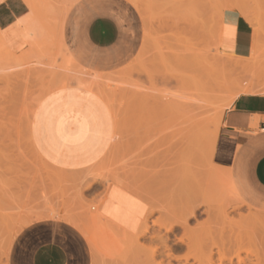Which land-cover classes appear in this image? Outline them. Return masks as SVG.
Returning a JSON list of instances; mask_svg holds the SVG:
<instances>
[{
	"label": "rangeland",
	"instance_id": "rangeland-1",
	"mask_svg": "<svg viewBox=\"0 0 264 264\" xmlns=\"http://www.w3.org/2000/svg\"><path fill=\"white\" fill-rule=\"evenodd\" d=\"M48 1H52L50 4L57 9L54 14L57 18L62 10L60 0ZM134 1L105 2L108 8L120 4V8H116L120 16L125 23L138 25V33L142 37L134 61L126 66L128 59L122 61L120 68L123 69L119 71L104 73L117 68L118 65H115L98 72L70 55L65 26L72 18L77 3L70 8L61 35L56 33L57 22L54 25L55 32L47 51L52 62L50 68H39L35 60L28 58L16 61L10 57L6 61L0 51V63L6 69L4 73L0 72V264H11L12 250L8 258L5 254L9 240L35 223L55 221L76 230L64 220V216L72 217L87 230L91 239L90 248L94 249L93 264L160 263L165 260L167 245L175 248L181 238H189L193 247L185 240L189 246L172 253L176 254L173 259L178 257L177 260L170 259L172 264H184V258L192 256L190 252L194 255V251L201 247L198 246L200 242L213 237H223L228 241L240 239V257L253 260L259 256L260 264H264V213L252 210L246 203L238 205L239 201L234 198L227 181L209 176V171L215 172L213 169L217 166L209 161L208 139L220 128L227 109L223 114L219 110L210 115L206 137L190 159L182 154L183 148L177 146L178 118L184 109L185 99L176 97L187 93L191 82L189 79L194 69L189 62V53L192 51L196 57L207 58L209 62L206 72L211 73V80L207 85L213 90L221 89L216 94L222 98L218 100V106L222 107L229 101L242 82L253 83L256 85L255 93H264V53L259 56L258 64L249 69L241 66L249 61H234L220 53V26L222 20L224 23L230 16H242L253 31L259 29L264 33V0ZM203 24L206 26L197 31L196 26ZM30 51L29 46L26 51L14 56H24ZM118 51L128 50L119 48ZM113 55H116L115 52ZM79 77L89 80L90 85L97 77L100 87L84 86L80 84ZM71 86L87 89L104 101L113 117L115 132L102 161L80 171L54 167L34 149L35 145L43 156L61 166L93 164L102 152L111 128L109 117L96 96L78 97L71 93L70 97L69 93L64 99L52 94ZM168 98H178L171 113L168 112L170 115H166L167 110L164 113L162 110L165 107L160 106ZM40 99H43L40 104L51 101L70 105L79 101L81 105L95 110L102 126L99 147L94 148L91 155L79 156L52 146L53 156L48 157L29 131L31 111ZM155 101L158 102L155 105L157 108L153 105ZM177 106L181 107L179 111ZM65 111L84 117L94 130L93 136L100 133L86 111ZM220 169L218 167L217 172ZM107 185L110 195L115 191L112 187L123 186L143 198L149 206V214L142 227L148 231L140 237L137 247L127 244L130 234L118 231L112 221L102 211L99 212V200ZM130 206L142 213V206L132 203ZM191 208L196 212L193 218L188 215L192 212ZM224 211L228 214L229 225L223 224L221 216ZM52 212L61 213L62 217H49ZM241 217L251 218L243 221ZM186 219L189 229L184 230L182 223ZM171 227L173 231L169 232ZM153 249L159 253L155 259L151 257L152 260H147ZM143 256L145 259H142ZM231 256L236 263L237 258L231 254L228 257ZM191 259L190 263H195ZM204 263L201 261L200 264Z\"/></svg>",
	"mask_w": 264,
	"mask_h": 264
},
{
	"label": "crops",
	"instance_id": "crops-1",
	"mask_svg": "<svg viewBox=\"0 0 264 264\" xmlns=\"http://www.w3.org/2000/svg\"><path fill=\"white\" fill-rule=\"evenodd\" d=\"M107 1L81 0L77 3L72 14V21L71 19L68 20L65 26V36L68 38L69 53L76 61L98 72L110 66L118 65L117 68L104 72L112 73L123 69L120 68L122 61L128 59L125 66L134 61L142 37L138 33L140 30L138 25L132 22L130 24L125 23L122 16H120L116 9L120 8V4L118 6L113 4L108 8L105 5ZM109 1L115 2L117 0ZM87 8H90L91 11H87ZM30 14L31 10L23 0H7L0 4V35L6 47L13 54H21L29 48L28 41L20 33L17 25ZM223 33L222 44L227 54L240 58L251 56L253 29L246 19L242 16L228 17L223 23ZM119 43L122 45L120 46ZM120 47L128 51L124 54V51H118ZM114 52L116 55H113ZM71 93L78 97L88 94L98 97L89 90L78 86L59 89L52 94H55L54 96L57 98L65 99L68 94L71 97ZM99 102L109 117L111 128L104 148L93 164L61 166L43 156L41 151L34 145L36 152L54 167L68 171H80L100 163L110 149L115 132L113 117L108 107L100 98ZM44 103V106L49 110L86 111L87 115L93 118L94 125L100 130V133L93 137L96 142L92 139L86 149H67V152L79 156L91 155L94 148L99 147V141L102 140V126L98 116L95 115V110H90L89 106L81 105L79 101H74L70 105L68 103L52 104L51 101ZM45 134L43 135L40 131L33 134V138H36L35 140L39 142L38 144L44 153L51 157L53 156L51 153L52 147L48 142V136H45ZM217 135L212 156L214 164L230 173L234 189L242 201L253 210L264 213V93L239 96L225 111ZM107 187L108 185L105 186L103 195L99 200V212L102 211L103 215L112 221L121 233L130 235L138 233L149 214L147 202L123 186L112 187L117 192L116 195L115 191L111 195L109 192L107 193ZM130 203L142 206V213L139 214L136 209L130 206ZM102 218L105 220L103 216ZM63 226L65 225L60 222L45 221L35 223L22 231L14 243L11 264H17V262L18 264H93L92 250L83 235L75 229ZM77 251L80 253V257H78Z\"/></svg>",
	"mask_w": 264,
	"mask_h": 264
},
{
	"label": "bare ground",
	"instance_id": "bare-ground-1",
	"mask_svg": "<svg viewBox=\"0 0 264 264\" xmlns=\"http://www.w3.org/2000/svg\"><path fill=\"white\" fill-rule=\"evenodd\" d=\"M6 1L7 0H0V4L4 3ZM24 1L28 5V7L30 8L31 14L25 20H23L22 22H20L17 25V27H18L20 33L28 41L29 46L31 48V51H30L29 54L24 55V56H19V57L14 56V54L6 47V45H5V43H4L1 35H0V51H1L2 54H4L6 61L8 59L10 60V57H13L14 60H16V61L17 60H21V59H25L26 60L28 58L29 60H35V64L39 68H45V67L50 68L51 65H52L51 64L52 62L49 60V56H48V52L47 51L50 48L49 46L52 43L53 35H54V32H55L54 31V28H55L54 25L57 22V25H56L57 26V32L56 33H57V35L58 34L61 35L62 29L64 28L63 23H64V21L66 19V16L68 15V12H69L70 8L73 5H75L79 0H60L59 1V4L61 5L62 10L58 14L59 16L57 18L55 17L56 15L54 16V14H56V12H57V9L53 6L54 4L53 5L50 4L52 1L50 3H49L48 0H24ZM131 1L135 3L134 0H131ZM100 9H101V7H100ZM89 10H90V8H89ZM87 11H88V8H87ZM220 11L221 12H219V13L222 14V10H220ZM86 16H88V15H86ZM222 19H223V17H222ZM71 21H72V19H71ZM204 25L206 26V24L196 26V30L197 31H200L203 28ZM220 28H221V30H220V32H221L220 33V43H221V48H222L220 50V53L221 54H223L224 56L228 57L229 59L230 58L231 59L233 58L232 60H234V61L235 60H239V61H249V63H246V64H244V63L241 62L242 63L241 66H243L246 69H249L250 66L254 67V65L258 64L259 56L262 55V53H264V48H263L264 46H262V38L264 36V33H262L261 30L256 29V30L253 31L254 33H253V39H252V52H251V56L249 58H240V57H236L234 55H230V54H227L226 53V50L223 48V44H222L223 34H224L223 33V20H222V23H221ZM125 40H126V38H125ZM121 45L122 44H120V46ZM110 53H111V51L109 52V54ZM124 54H125V51H124ZM189 55H190L189 62L191 64L192 68L194 69V71L192 72L193 76L189 79L191 82L188 84V87H187L188 90L186 89L187 90V93H185V94L184 93L183 94L182 93L181 94H178L176 97L185 99V101H184L185 105L183 104V107H184L183 110L184 111L182 110V114L178 118L179 119V121H178L179 122L178 123L179 126H178V124H177V126L179 127L178 128L179 130L177 131V133H178V135H177L178 136L177 146L178 145L181 146L183 148L182 149L183 150V153L182 154L184 155V153H185L186 154L185 157H188V158L191 159V158L194 157L195 152L199 149V147H200L203 139L206 137V134H207V125H208V122L210 120V115L214 111H219V110H220L219 112L221 114H223L224 113V110L228 109L233 104V102L239 96H241V95H244V94H252V95H254L255 94V90L254 89L256 88V85L253 84V83L248 84L246 82L239 83L238 84V87L236 88V91L231 95L232 98L229 101H227L225 104H223L222 107H220V106H218L219 105L218 100L219 99L222 100V98H218V96L216 94L218 92H220L221 89L213 90L210 87H208V85H207L208 82H210V80H211V73L210 72H206V70L208 68L206 66V64L209 63L208 60H207V58H204V57H196L193 54V51L190 52ZM114 61H115V59H114ZM8 62H7V64H8ZM230 63L233 64V65H235V64L239 65L240 64L238 62H230ZM15 64H18V63H15ZM18 66H19V64L17 65V67ZM3 67H4V65L0 63V72H3L4 73V71L6 69H4ZM8 70H10V69H8ZM5 76H7V75L5 74ZM79 82H80V84L82 83L84 86H88V87H90V86L96 87V88L97 87H100V81H99V79L97 77H95L94 83L92 85H90L89 80L85 79V81H84L83 78H81V77H79ZM178 98L175 99V100L172 99V98H168V99H166L167 101L165 100L163 104H161V105L159 104L161 106V108L162 107L163 108L165 107V110H162V111H164V113L167 112L166 115H168L169 113H171L172 107H173V103H175V101L177 102L178 101ZM42 100L43 99H40L38 102H36L35 107L33 106V109L31 111L32 113H31V119H30L31 121H30V124H29V131L32 134H37L40 131L43 133V135H44V133H46L45 136L46 135L48 136V139H49L48 142H49L50 146L51 147L54 146L55 148H58V150L61 149V148L73 149V150L86 149L87 146L90 145V143H91L90 141L94 137L93 136L94 130L90 126V123L87 122L86 119L84 117H82L80 114H76L74 112H70L69 113V112H67L65 110H63V111H61V110L60 111L59 110L58 111L57 110H49L47 107L44 106L45 103L40 104V102ZM226 100L227 99H224V101H226ZM160 101H162V99ZM153 105L154 106L155 105H158V102L155 101L153 103ZM155 107L157 108V106H155ZM180 109H181V107L180 106H177V111H179ZM164 118H166V117H164ZM218 130H219V128L215 131L216 133H213L209 137L208 143H207L208 145H210V148H208L209 146L207 145V148H208L207 153L209 154V161L213 165H214V163H213L212 156H213V151H214V146H215V142H216V137H217V134H218ZM156 132H158V131H156ZM156 141H154V142H156ZM160 144H159V146H161ZM47 148H49V147H47ZM159 148H161V147H159ZM158 150H160V149H158ZM154 151L157 152V148ZM97 152H98V150H97ZM160 152H161V155H162V151H160ZM157 154L159 155V153H157ZM89 157H87V158H89ZM185 159H187V158H185ZM191 168H193V167H191ZM214 168H215V166H214ZM217 169H218V167H217ZM217 169H213V170H216L215 172L212 171V170L209 171V176L211 178H214V179H217V180H225V181H227V183L229 185V188H230V191L232 192L234 198L237 201H239L238 205L245 204V202L240 199V197L238 196V194L236 193V191L234 189V185H233V183L231 181L230 173L228 171L224 170V169L223 170L220 169L217 172ZM151 209L153 210V208H151ZM191 210H192V208H191ZM186 211H184V212H186ZM195 213H196L195 210H192V212L189 213L188 215L190 217L192 216V218H193V216L195 215ZM49 217H51V218H61L62 215H61V213H54V212H52ZM221 217H222V220L224 221L223 224H228V225L230 224V221L228 219V214L225 211L223 212V214H222ZM64 218H65L64 219L65 221H67L71 225L75 226L76 230H78L85 237V239L88 242V245L90 247L91 246V243H90V240L91 239H90V236L87 234V230L85 229V227L81 223H79L76 220H74L72 217H66V216H64ZM250 218L251 217H241V220L247 221V219H250ZM257 220H259V219H257ZM177 223H179V222H177ZM187 223H188V221L186 219L184 221V223H182V226L184 227V228L182 227V229H184V230H185V228L186 229H189ZM143 225H142V227H144ZM63 227H65V226H63ZM142 227H141V229H140V231L138 233H135L133 235H130L131 238H129V239L126 240V242H127V244L129 246H131V247H137L140 237L142 235H145V232L148 231V230L145 231ZM146 227H148V225ZM173 227H175V225ZM180 228H181V226H180ZM168 229H169V232L173 231V228L172 227L171 228H168ZM168 229H167V231H168ZM69 230H71V229H69ZM187 231H189V230H187ZM47 235H49V234H47ZM16 237L17 236H14V238L11 239V240H9V242H8V248H7L6 253H5L7 258L9 257V253L12 250V247H13V244L15 242ZM185 240H187V241L190 242L189 238H187V239L186 238H183V239L181 238V240L178 242V244H176V247L175 248H173V247L172 248L171 247L169 248L168 245L166 244L167 245V249H168V250L166 249L167 252L164 255L165 260L167 261V262H165L166 264H172L171 261H173V260L175 261V260L178 259V257H177V259H173L174 258V255H176V254H172V253L182 251L183 247L189 246V243H187ZM76 242H77V240H76ZM191 242H190V245L192 244ZM241 243L242 242H241L240 239H237L235 241H232V240H229L228 241V240H225L223 237H220L219 239L218 238H215V237H213L212 239L211 238H208V241L206 240V241L200 242L198 244V246L201 245L200 248L197 246L200 250L198 248L196 249L197 252H195L193 250L194 253H195L194 255H193L192 252H190L188 250L190 252L189 254H192V256L191 255H188V256L190 258L192 257L191 260H194L195 261V263H192V264H197V263L200 264L201 261L205 262L206 264H226V263L227 264H260V258L261 257H259V256H256L255 259H253V260L252 259L251 260H245V259H242L240 257V251H241V248H242L241 247ZM163 245H164V243H163ZM191 246L193 247V244ZM78 247L80 248V245ZM165 248H166V246H165ZM92 250L94 251L93 248H92ZM150 251H152L151 252L152 254H150V252L147 251V253L149 252L148 254L151 255V256L149 255L150 258L147 257L148 258L147 260H150V259L152 260V258L155 259L156 256H157V254L159 253L155 249L150 250ZM77 253H78V251H77ZM78 254H79L78 257H80V253H78ZM230 254L237 258L236 263L233 261L232 256H231V258L228 257ZM15 255H17V254H15ZM188 256L185 257L186 260L184 258V261H185L184 264H191L190 263V258ZM158 257H159V255H158ZM164 257H163V260H164ZM85 259H87V258L85 257ZM142 259H145L144 256H143ZM170 259H171V261H170ZM163 260H161V261H163ZM26 261H27V259H26ZM79 261L81 262V259ZM164 261L163 262H160V263L158 262L156 264H165ZM226 261H228V262H226ZM149 262L151 263V261H149ZM142 263H144V262H142ZM17 264H18V262H17ZM82 264H85V263H82ZM146 264H147V262H146Z\"/></svg>",
	"mask_w": 264,
	"mask_h": 264
}]
</instances>
